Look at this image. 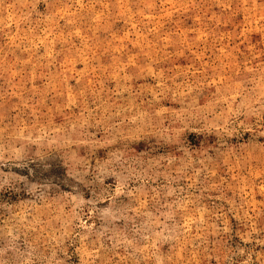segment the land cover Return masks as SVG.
Returning <instances> with one entry per match:
<instances>
[{
  "label": "rangeland",
  "instance_id": "1",
  "mask_svg": "<svg viewBox=\"0 0 264 264\" xmlns=\"http://www.w3.org/2000/svg\"><path fill=\"white\" fill-rule=\"evenodd\" d=\"M0 264H264V0H0Z\"/></svg>",
  "mask_w": 264,
  "mask_h": 264
}]
</instances>
